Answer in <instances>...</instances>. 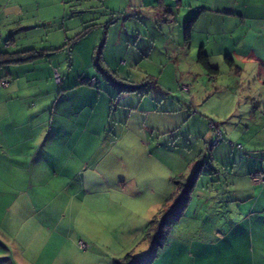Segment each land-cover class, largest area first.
<instances>
[{"label":"rangeland","instance_id":"374dc122","mask_svg":"<svg viewBox=\"0 0 264 264\" xmlns=\"http://www.w3.org/2000/svg\"><path fill=\"white\" fill-rule=\"evenodd\" d=\"M54 1L56 0H27L22 5L24 13L21 21L6 19L0 23V52L11 55L22 52L20 58L28 56L31 60L30 63L0 67V82L5 83V86L0 87V259L5 261L0 263L115 264L128 254H132L131 261L138 263V260L146 255V252L142 251L146 243L143 241L146 226L162 208L167 197L173 193L172 184H159L157 187L156 182H160L166 175L170 177L173 172L167 174L163 172V168L158 171V166L150 167L149 164H153L147 160H142L145 173L140 171L138 166L129 164V153L135 157L140 152L134 143V129L139 120H130L128 125L126 111H129L130 106L136 104L144 93L147 95L143 98L156 100L155 105L163 92L164 97L178 101L171 104V107L179 104L180 114L176 112L165 121L168 130L177 128V133L166 136L155 133L151 138L154 142L170 144L169 149L174 159L170 165L175 166L174 163H177L178 168L181 164V172L185 178L193 172L199 174L198 165L204 164V170H200L202 177L196 183L197 187H194L195 190L191 189L188 195L187 202H192L187 213L179 217L174 211L167 214L170 222L166 229V239H173L178 236L173 229L176 230L180 222L193 223L192 226L199 222L208 224L209 208L216 204L225 206V187L228 184L224 181V170L227 169V161L231 158H226L224 165L217 167L221 181H218L215 175L208 180L211 174L208 167L211 154L209 149L213 138L209 122L219 127L216 130L220 131L223 140V136H226L224 131L229 130L230 125H221L224 120L219 113H228L227 104L231 106L232 103H227L226 99L232 97V89L224 90L217 103L212 98L205 101L204 89H199V86L202 83L209 84L208 76H205L206 72L202 74L197 69L198 66L191 61L187 53L188 50L181 47L184 22L179 24L178 16V23L172 24L168 28L169 31H165L162 20L156 19L155 14H159L150 7L140 5L133 9L132 14L129 11L131 7H128L130 0H97L99 4L94 9L66 4L64 18L53 5ZM132 2L138 4L139 0ZM147 2L153 3L152 0ZM75 10H79V15L74 14ZM89 18H96L95 22L102 24V28L89 32L71 48H66L65 40L70 41L82 27L92 23L88 21ZM83 20L85 23H82ZM4 23L5 25H2ZM137 34H145L148 40L154 43V47L147 49L145 43L135 40ZM120 35L119 41L128 36L126 39L131 43L129 48L126 43L118 42ZM167 44L174 48L168 50L165 47ZM195 48L192 55L194 57L197 56L199 47ZM38 50L55 51L44 57ZM98 58H103L113 72L120 73L125 79L129 78L131 84L135 82L136 85H130V82L126 81L117 83L118 88L122 87L120 91L129 87L131 91L129 89L128 92L118 95L115 88L96 72L95 67L101 66ZM150 60L152 62H148ZM120 61L125 62L124 66L120 65ZM135 64H138L139 69L132 68ZM116 68L119 72H116ZM55 69L63 79L68 77L67 80L70 79L71 82L77 79L78 74L79 83L92 78L99 81L98 88L102 91L100 97L105 96L106 101L111 97L113 101L106 111V117L115 122V126L106 129L105 133L82 136L76 134L68 139L69 133L64 126L66 117L61 116L58 120L56 117L58 112L65 111L64 103L67 97H72V93L66 89L65 83L61 88L56 86L53 79ZM254 71L251 67L247 69L246 76H251L250 83L243 91L248 93L251 90L264 96V83H254ZM143 72L153 79L146 81L148 77L141 74ZM171 74L175 75V79L170 78ZM3 75L7 76L5 80L1 79ZM161 75V84L165 88H171L168 95L158 85L151 86L150 82L155 83ZM186 75L189 77L185 78ZM233 80L235 81L222 77V84L230 85L234 83ZM171 82H176V85H171ZM11 85L15 90L11 91ZM183 87L188 91H183ZM195 91L201 105L190 101ZM88 96L91 97V94ZM84 97L87 98V95ZM215 104L217 108L213 106ZM184 117L187 118L186 124H182ZM192 121L197 123L193 125ZM149 123L150 121L147 123L148 128ZM30 128L36 131L34 141H31L28 134ZM190 130L193 133L189 139L187 133ZM118 137L121 138V144H109ZM79 138L83 150H75L74 158L77 159L76 155L80 154L87 165H79L75 159H71L70 151L66 150V147L62 150L59 147L61 144L70 146L72 141L75 142ZM141 139L147 142L145 137H138L136 141L142 144ZM98 142L100 145H96ZM54 145L57 153L54 161H57L55 164L52 161L48 168L40 160L46 161L45 155L50 153ZM96 147L98 151H95ZM121 153L123 155H120ZM7 155L22 163L24 167H16L18 180L15 182H5ZM124 156L127 158L126 167L123 168L125 171L119 172L111 163ZM139 158L145 156L140 153ZM203 160L207 164L202 163ZM35 161H40V179L35 176ZM189 165L192 167L188 168ZM153 171L154 179H158L154 182L149 180L147 185H144L142 181L146 176L152 177ZM119 175L122 181L112 182ZM132 176L139 180L137 191L130 185ZM5 183L19 189L22 195L5 196ZM210 190L213 193L209 196ZM120 191L121 197H115ZM197 196L201 197L203 203ZM216 199L218 202L215 204ZM207 201L209 205H206ZM79 241L86 245L85 249L79 246Z\"/></svg>","mask_w":264,"mask_h":264},{"label":"crops","instance_id":"0c3cea01","mask_svg":"<svg viewBox=\"0 0 264 264\" xmlns=\"http://www.w3.org/2000/svg\"><path fill=\"white\" fill-rule=\"evenodd\" d=\"M26 1L27 0H0V23L5 22L6 19V21H21L20 19H23L22 14L24 13L22 5ZM147 1L148 0H139L138 4H134V2L130 0V5L128 7H131V9L129 11L132 13L133 9L140 5L150 7L159 14H155L156 19L159 21L160 19L162 20L165 31H169L168 28L172 24L178 23L177 16L179 17L180 24L183 22L185 23L189 18L196 15L190 39L188 42L185 41V39H183V41L181 40L183 45L181 47L188 50L187 53H189L191 61L198 66L197 69L202 72V74L206 72L205 76H208L209 84L205 85L202 83L199 89H204L206 102L210 101L212 98L216 103L222 98L221 96L224 90L228 88L232 89V97L226 99L227 103H232L231 106L227 104L229 106L228 113L224 115L219 113L220 117L224 120V123L221 125H230V129L224 131L226 136H223L224 139L214 146L215 149H210L211 154L208 167L211 170V174L208 180H210L209 178H211L212 175H215L218 177V181H221V176L218 175L219 169L217 167L221 164L224 165L223 163L226 162V158L230 157L231 159L227 161L229 165L227 169L224 170V181L228 184L225 187V206H217L216 203L218 200L216 199V205L211 206L208 210V224L199 222L192 226L193 223L182 224L180 222L177 225V229H173V231L177 233V237L173 239L167 238L161 248H155L154 244L146 242L142 250L146 252V255H144L145 257L139 259L138 263L130 261L129 264H264V185L255 183L252 180L253 174L264 173V96L251 92V90L248 93H244L243 91L245 86H249L250 83L249 79L251 76H246L247 69L249 70L250 67L255 70L254 73L256 78L254 83H264V0H152V4H148L149 2ZM82 3H86V5H82ZM88 3L89 6H87ZM66 4L80 6L82 8L85 7L86 9H94L99 3L97 0H56L53 2V5L57 7V10L59 9L60 15L63 16V18L66 14ZM75 11L74 14L79 15V10ZM70 12L72 13V11ZM151 18L152 20L154 19V17ZM96 20V18H89L88 21L92 23L85 27L93 24L97 26L75 40L73 45L85 37L89 32L102 28V24L95 22ZM82 23H85V21L83 20ZM184 23L182 26H184ZM2 25H5V23ZM85 27H82V30ZM155 30L157 31V27H155ZM179 30L181 32L180 27ZM81 31L75 34V36ZM120 37L121 35L119 38L117 37L118 42L120 44L126 43V47L129 48L131 43L126 39L128 36L124 37L123 41H119ZM135 37V40L137 39L145 43L147 49H152L154 47V43L149 41L145 34H137ZM134 45L137 44L134 43ZM246 45H249V47ZM255 45L259 48L255 47ZM165 47L168 48V50L174 48L169 44L165 45ZM195 47H199V49L203 47V50L208 55L211 68L217 70L216 74L209 75L197 62V56H192L194 53L193 51L196 49ZM227 56L232 59L233 63L231 65L226 63L225 58ZM98 61H101V66L95 67L96 72L98 75L104 77L105 82H109V85L113 88H115L111 81L113 75L125 79L120 73H115L110 70V67L105 63L103 58L101 60L98 58ZM148 62L152 61L150 60ZM122 64L124 66L125 62L122 63L120 61V65ZM137 65L138 64L133 65L132 68L134 70L139 69ZM117 68L116 72H119ZM158 69L161 68L158 67ZM141 74L148 77L146 72ZM161 77L162 75L155 83L151 81V86L153 84L158 85L160 89L165 91L166 95H168L171 88H165V86L161 84ZM188 77L189 75L185 76V78ZM222 77H229L235 79V81L233 80L234 83L230 85L227 83L222 84ZM67 78L68 77H65L64 83L66 89L71 91L72 97H67L64 103L65 111L58 112L56 118L58 120L61 116L66 117L64 126L69 133L68 139L76 134L82 136L85 134L96 135L98 133H105L106 129L114 127L115 122H112L110 118L106 117V111L108 107L111 106V97H109V101H106L105 96L100 97L101 90L97 91L94 88L80 86L78 80V78H80L79 74L75 81L72 80L71 82L70 79L67 80ZM170 78L175 79V75L171 74ZM149 79L152 80L153 78L148 77L146 81ZM125 81L130 82L129 78H126ZM131 83L132 82H130V85H136L135 82L134 84ZM171 85H176V82H171ZM11 86V91L15 90L14 86ZM115 90L117 91V88H115ZM79 91L83 92V94H80ZM163 91H161V93ZM122 93H126V91L120 92V94ZM194 93L193 96L191 95L190 101L192 103H200L196 91ZM88 94H91V97L88 96ZM120 94L118 93V95ZM164 94L163 92L160 100L157 99V104L155 105L156 100L153 101L151 98L144 99V95H147L144 93L142 95L143 97H140L136 104L131 105L132 110L126 111L128 125L130 120L134 122L136 119L139 120L138 126L134 129V143L140 152L136 154L135 157L129 153L131 157L129 164H131V166H138L140 171L142 170L145 173L146 170L144 169V165H142V160H147L153 164H149L150 167L158 166V171L163 168V172H167V174L171 171L173 172L170 177L166 175V177L160 179V182L157 181V187H159V184L170 186V179L174 177V175L185 177L181 172V164H179L178 168H176L177 163H174L175 166L170 165V163L174 162L172 153L169 149L170 144L162 141L161 143L157 141V143L151 138L155 133L161 136H166L174 132L175 134L177 133V128L169 131L168 127L165 125V121L170 119L176 112L180 114L179 104H177L176 107H171V104H176L178 101L169 99L168 96L164 97ZM86 95L87 98L84 97ZM195 98H197V101ZM213 106L217 108V104ZM218 108L222 109L221 106H218ZM185 119L187 118L184 117L182 124H186ZM138 120L136 122H138ZM149 121L150 128L147 127ZM202 121L203 120H201V122ZM192 122L193 125L197 123L196 121ZM116 123L118 124V122ZM35 133V129L30 128L28 134L31 141L36 139ZM192 133L191 130L187 133L189 139ZM138 137H145L147 142L145 143L144 140L141 139L142 144H140L136 141ZM79 140L80 138L75 142L72 141L70 146L68 144H61L59 146L61 150L63 147H66V150L70 151L73 161L75 159V150H83V146ZM120 140L121 138L119 137L115 138L110 141L109 144L117 146L121 144ZM96 145H100V142ZM238 145L241 146L240 149L236 148ZM98 150V147H96L95 151ZM140 153H142L145 158L140 159ZM120 155L123 154L121 153ZM56 156V145H54L50 153H46V161H40L49 168L52 161L53 164L56 163L57 160L54 161ZM7 158L8 161H5V182H15L18 180L15 172L16 167L18 169H24V167L22 163L12 160L9 155H7ZM76 158L75 160L79 165H87L85 161L83 162L80 154H77ZM221 160L223 161L222 163ZM40 161L34 162L35 176L38 179H40L39 176H42ZM218 161L220 162L219 164ZM126 162L127 158L124 156V158L114 160L111 166L121 172L124 170L123 168L126 167ZM191 164H193V162H191ZM211 166H213V168H211ZM191 167L192 166L188 168ZM80 172L81 170L79 173ZM154 173L153 171L152 177L146 176L142 183L147 185V181L151 180V182H154L158 179H154ZM120 175L118 176L119 179L116 178L112 182L116 180L122 181ZM201 177L202 175L199 176V179ZM129 182L131 187L135 188L137 191L138 178L132 176ZM196 187L197 185L195 188ZM121 193L122 191L116 194L115 197H121ZM208 193L210 196L213 191L210 190ZM7 195L20 197L22 193L19 189L5 183V196ZM197 197H199L200 202L203 203L201 197ZM191 202L192 201L188 203L183 214L187 213L191 206ZM208 203L209 201L206 202V205H209ZM1 230L4 232L3 229ZM0 261L4 263L5 259H0ZM2 262L0 264H2Z\"/></svg>","mask_w":264,"mask_h":264},{"label":"trees","instance_id":"16d2710c","mask_svg":"<svg viewBox=\"0 0 264 264\" xmlns=\"http://www.w3.org/2000/svg\"><path fill=\"white\" fill-rule=\"evenodd\" d=\"M195 18H196V15L192 16L191 18H189L184 23L183 34H184V39L187 42L190 39L191 32H192V29H193V26H194L195 20H196ZM95 26H97V25L93 24V25H89V26L85 27L78 35H76L75 37L70 39L71 43H69L70 42L69 40H65L64 46L66 48H71V46L73 45L75 40H77L80 37H82L83 35H85L88 31H90ZM27 51H33V50H27ZM27 51H25V52H27ZM34 51H36V50H34ZM38 51L41 52V54L44 57H46V56H48L49 53H51L55 50H38ZM21 53L22 52L11 55V54L0 52V67H3L4 65H7V64L19 65V64H23V63H30L31 60L28 56H26L25 58L19 57V55ZM225 60H226V63L228 65H231L233 63L232 59L228 56L225 58ZM197 62L207 71V73L209 75H214L217 73L216 69L211 68V66L209 64L208 55L203 50V47H201L198 50ZM100 64H101V61H100ZM56 71L60 75L59 71L58 70H56ZM5 77H7V76L3 75L1 77V79L5 80ZM53 77H54V73H53ZM60 77H61V75H60ZM64 79H63V77H61V81L58 84L56 83V80L54 79L55 84L58 88L62 87V84L64 83ZM92 79H95V78H92ZM89 80H91V79H89ZM111 81H112L113 85L115 86V88H117L118 93L123 92V91L128 92L129 89L131 91L130 87L127 89H122L121 91H120V88H122V87L121 86H119V88L117 87V85H118L117 83L120 81L125 82V79H121V78L113 75V77L111 78ZM79 85L80 86L93 87L97 91L100 90L98 88L99 83L97 80L93 85H90L89 82L85 81V80L81 81ZM112 102L113 101L111 100V104H112ZM129 110L130 111L132 110L131 106H130ZM209 123H212V122H209ZM213 125H214L215 129L219 128L215 124H213ZM212 132H213V130H212ZM212 135H213V138H212V142H213V139L215 136H214V134H212ZM221 141H222V136H221V140L218 143H220ZM212 142L210 145V149L214 147V146H212ZM236 148H237V146H236ZM210 149H209V151H210ZM238 149H240V148H238ZM202 163L207 164V162L204 160L202 161ZM203 165L204 164L198 165L200 167L199 174H198V172H196L198 170L197 169L195 171L196 174H194V172H193L187 178L174 175V177H172L170 179L171 184L173 186V193L167 197V199L164 201L162 208L160 210H158V212L155 214V216H153V218L147 224L146 229H145L144 238H143L144 242L154 244L155 248H161L163 246V244L166 240V237H167V233H168L166 229H168L169 222H170L168 217H167V214H170L172 211H174L176 216L179 217L184 213L183 211L185 210V208L187 207V204H188V202H187L189 199L188 195L190 194L191 189H194V187L197 185L196 183L198 182L199 176L202 175L200 170H204ZM201 168H203V169H201ZM131 255L132 254L126 255V257H124L120 261H117L115 264H128L129 261H131V258H132Z\"/></svg>","mask_w":264,"mask_h":264},{"label":"built area","instance_id":"2783aa9c","mask_svg":"<svg viewBox=\"0 0 264 264\" xmlns=\"http://www.w3.org/2000/svg\"><path fill=\"white\" fill-rule=\"evenodd\" d=\"M54 79L56 80V83H60L61 81V77L60 75L57 73V71L55 70L54 72ZM85 81H88L90 85H93L96 80L95 79H91V80H85ZM1 86H5V83H1L0 82V87ZM183 91H188V89L186 87H183L182 89ZM209 129L210 130H213V134H214V139H213V142H212V146H215L218 144V142L221 140V134H220V131H217L214 127V125L212 123H209ZM237 148H240V146L238 145ZM252 180L255 182V183H259V184H262L264 185V173H255L252 175ZM79 246L82 248V249H85L86 248V245L84 243H82L81 241L78 242Z\"/></svg>","mask_w":264,"mask_h":264}]
</instances>
